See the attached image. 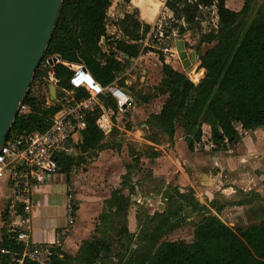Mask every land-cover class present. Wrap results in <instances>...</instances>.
<instances>
[{
    "label": "trees",
    "instance_id": "trees-1",
    "mask_svg": "<svg viewBox=\"0 0 264 264\" xmlns=\"http://www.w3.org/2000/svg\"><path fill=\"white\" fill-rule=\"evenodd\" d=\"M112 1L63 0L47 46L48 52L59 55L62 62L83 63L103 86L111 83L127 66L114 60L112 48L115 47L130 58L137 57L143 52L138 43L150 28L126 14L121 20V31L127 41L117 40L103 51L100 47L102 38L106 46L110 44L106 38V19ZM181 4L187 7H183L182 11L189 13L186 21L194 19L201 4H214L219 30L216 34L206 36L203 41L207 44L213 41L217 43L198 56L197 68H202L203 74L196 85L185 73L174 70L159 56L163 78L156 91L167 94V99L160 113L152 119L172 136L178 111L185 110L186 117L194 119L188 125L189 130L194 131V137L189 138L185 134L187 147L192 150L193 143L201 138L198 116L204 115L210 121V140L217 147L214 150H227L237 141V126L246 131L264 128V23L251 26L239 40L227 42V34L238 20L240 12L228 9L224 0H193L191 4L184 0L165 2L174 15ZM64 14L77 22L79 28L76 34L66 33ZM179 29L182 30V26ZM52 71L61 88L72 90L68 84L71 72L63 64H55ZM74 92L77 99L87 95L82 89H74ZM100 101L106 108L115 110V104L109 96L100 97ZM22 102L28 107V112L23 116L16 115L9 134L44 131L59 106L54 102L47 106L44 101L37 102L30 94V86ZM98 112V109H94L85 116V126L81 131L82 149L95 147L102 139V133L95 124ZM55 160L58 171L69 177L76 166L75 157L59 152ZM125 179L127 176L123 177ZM128 190L131 192L133 188L129 186ZM124 202L127 199L116 191L112 192L108 200L110 208L116 211L124 209ZM71 207L75 213L77 208L72 201ZM10 213L13 212L6 209L2 219L6 220ZM161 215L163 224L156 225L149 234L147 244L126 264H264V202L244 212L246 224L239 220L238 224L229 226L215 215H203L193 227L190 242L163 239L166 231L178 227V224L170 222L169 212H162ZM14 235L12 231L4 230L2 233L0 264H59L61 260L57 255L67 257L63 250L57 248L44 263L22 258V246L15 241ZM100 244L99 241H83L77 251L78 257L91 254L94 260L99 255ZM104 245L109 246L108 243Z\"/></svg>",
    "mask_w": 264,
    "mask_h": 264
},
{
    "label": "crops",
    "instance_id": "crops-1",
    "mask_svg": "<svg viewBox=\"0 0 264 264\" xmlns=\"http://www.w3.org/2000/svg\"><path fill=\"white\" fill-rule=\"evenodd\" d=\"M151 1L158 2L157 0ZM159 4L162 6H158L156 12L147 18L142 11L143 9L134 3L138 14L137 21L142 25H148L150 31L160 21V15L164 19L170 18L169 13L165 11L164 4L162 2ZM171 36L174 44L177 40L173 37L174 31H172ZM122 37V40L127 41L125 36ZM116 39H118V35ZM111 40L113 39L107 38V42H110L108 46L114 45ZM104 42L105 39L102 38L100 47L106 51ZM145 58L146 55L141 52L133 58L132 62L127 64L125 71L140 69L142 76L139 81L142 82L139 85L144 88H151V94L145 97L137 94L132 95L133 104L123 116L116 115L115 110L106 108L99 100L100 106L95 108L99 111L96 120L103 116L101 124L106 129L103 132L95 120L96 126L102 133V139L99 143L95 147L82 149L81 131L83 129L73 131L70 138L65 142L60 152L69 154L76 160L75 169L71 173L72 177L71 174L67 177L66 174L58 172L44 184H32L29 191L31 208L28 213H24L20 207H9L10 181L7 176L1 180L0 242L4 230L24 231L29 236L28 240L32 246L49 248L53 252L57 248L64 251L69 243L76 240L83 225L98 216L106 203L105 201L108 203L114 191L124 196L129 202L130 229H133L137 223L136 211L141 205L147 214H151L153 209L159 208V204L153 197L158 196L161 199L159 202L161 204L160 211L165 209V201L167 200L165 193L168 189L176 188L178 192H182L181 195L192 191L195 193L196 201L199 197L203 203L205 200L208 203L212 202L213 208L207 204L212 215L221 220L228 215L227 222L230 225H234V222L238 220L245 223L244 212L251 206L259 204V202L254 201L250 204L243 201L236 202L239 200V195L244 196L252 193L260 200V203L264 202V164L255 168V174L251 171L252 165H244L252 152L259 154L264 152V138L245 141L246 143H244L249 150L247 149L244 154L224 156L215 153V156L209 158L207 155H203L200 149L196 150V153L191 152L187 147L184 133L176 130L175 125L174 133L170 136V143L155 145L143 136L144 129L148 128V121L160 113L167 99V94L156 91L161 86L163 78L161 62L153 63L150 66L146 61L142 62V59ZM172 68L188 75L177 67ZM120 75L121 73L117 74L114 79L117 81V85ZM193 77L195 80L198 75L194 74ZM200 78L201 76L199 80ZM114 128L118 132L113 136ZM251 131L248 130L250 133ZM142 141L156 147L151 150V154L146 155L141 150H133ZM90 150L94 153L88 157L87 151ZM79 159L84 160V162L81 163L82 161ZM130 160H139V166L145 165L147 167L145 172L136 170L129 162ZM78 165L83 167L80 172L77 170ZM208 168L218 169L216 172L218 177L212 187L202 185L199 179L201 173H208L206 170ZM257 173H259L260 178ZM124 176H127L125 181L123 180ZM224 180L225 183H223ZM69 186L73 190L71 201L77 208L71 226H68L67 223V190ZM129 186L133 188L131 192L128 190ZM142 190L143 194L141 195ZM142 198L143 201H141ZM238 203L239 205H236ZM6 209L13 213H10L6 220H3L2 213ZM111 209L115 210V208ZM24 218H29V222L25 223ZM132 229L129 230L130 233L133 231ZM57 256L60 258L61 254Z\"/></svg>",
    "mask_w": 264,
    "mask_h": 264
},
{
    "label": "rangeland",
    "instance_id": "rangeland-1",
    "mask_svg": "<svg viewBox=\"0 0 264 264\" xmlns=\"http://www.w3.org/2000/svg\"><path fill=\"white\" fill-rule=\"evenodd\" d=\"M157 7L162 6L159 2L164 4L165 11L169 13L170 18H162L160 15V22L162 25V35H159L155 31H150V29L143 34L140 42V48L143 50V53L146 55L145 59H142V62H147L148 65L158 64L160 62L159 56H161L167 64L171 67H177L182 71L180 60L177 56L175 50L172 36V31H174L175 39L182 40L184 45V50L187 54L194 53L195 62L192 64L191 72L186 75L189 80L196 85L199 81V77L203 74L202 68H197V59L198 56L203 55L207 50L216 45V41H213L210 44H207L203 39L210 35L216 34L219 30L218 19L216 16V10L214 4L211 6H203L202 4L195 13V17L192 21H186V17L189 15L188 12L182 11L183 7L186 9L185 4L179 5L177 7L178 13L173 14L166 6V0H157ZM188 4L193 2V0H184ZM225 6L233 11H239V18L236 23L231 27L230 31L227 34V42L233 40H239L242 35L253 25L264 23V0H224ZM156 7V10H157ZM147 18H150L151 15L148 14L145 10H142ZM156 12V11H155ZM191 12V11H190ZM60 13V10H59ZM58 13V14H59ZM132 15L133 19L137 20L138 14L134 3L124 2L123 0H113L107 10V19H106V38L113 39L111 41L116 42L117 40H122L123 32L121 31L123 24L121 23L122 18L126 15ZM191 14V13H190ZM150 17H149V16ZM179 16V17H178ZM63 19L65 21V31L68 34H76L78 31V24L73 20L70 15L64 14ZM57 20V19H56ZM182 26V30L179 27ZM120 30V32H118ZM170 31V33H168ZM170 34V35H167ZM118 35V39H116ZM222 37V36H221ZM48 46V45H47ZM167 47L168 52H163V48ZM109 46H105V49L108 50ZM47 50V48H46ZM44 52L43 59L40 62L38 68L34 72L33 78L30 83V94L37 102L44 101L45 106L51 104H46L47 101V88L50 84H53L56 90H60L61 86L57 79H54L52 67L48 68L47 75L42 71V66L45 61L55 56L56 54H51L50 52ZM152 50V51H149ZM128 66V65H127ZM126 66V67H127ZM141 68V67H139ZM125 67L121 70V75L118 80V85L121 86L129 95L137 94L139 96L145 97L151 94V88H144L139 85V78L142 76L140 69H135L130 72L125 71ZM119 73V74H120ZM196 74L198 77L194 80L193 75ZM66 90V89H65ZM71 91V96L76 97L74 90ZM153 94V93H152ZM57 96H61L58 92ZM61 98V97H60ZM133 98V97H132ZM201 121V138L200 141L193 143V148L191 152L196 153L195 151L200 149L203 155H207L209 158L219 154V155H232L236 156L237 154H244L245 151L249 148L246 146V142L249 139H261L264 138V128H258L257 130H252L251 133L241 129L237 126V141L234 146L228 147L227 150H214L217 147L212 144L210 140V121L206 119L204 115L198 116ZM194 120L193 118H187L185 110H179L178 116L174 121L176 130L183 132L184 135L187 134L189 138H193L194 131L189 130V124ZM115 123V120H113ZM118 131L114 128L112 135L114 136ZM143 136L152 141L155 145H164L165 143H170V136L164 132V130L154 121L150 119L148 121V128L144 129ZM245 142V143H244ZM156 148L150 143L143 142L136 145L134 151H142L144 154L148 155L152 153V149ZM94 153V152H93ZM90 151H87V156L90 157L93 154ZM248 157V161H245L244 165H252L251 171L255 174V168L261 167L264 164V152H252ZM258 156V157H257ZM81 159H79L80 161ZM83 163L84 160H81ZM131 165L137 170L143 171L146 170V166H139L140 161H129ZM82 165H78V172L81 171ZM208 173L215 174L218 172L217 168H208L206 169ZM130 175V174H128ZM259 176V173H257ZM72 177V174H71ZM260 178V176H259ZM225 183V180L224 182ZM182 192H178L176 188L168 189L165 193V209L160 211V201L161 199L158 196L153 197L154 200L159 204V208L153 209L151 214H147L143 208V205L138 208L136 211V224L130 233V211H129V202H124L122 210H112L109 206V203L103 205L101 212L89 223L83 225L81 233L77 236L75 241H72L65 247L64 257L61 255L59 264H126V262L135 254L139 253L143 246L147 244V239L152 230L156 225L163 224V216L167 212L170 213V222L178 224V227L166 231L162 236L163 239L170 241H185L190 242L192 239L193 227L196 222H198L203 215L212 214L207 208L212 205V202L203 203L201 198L198 197V201L194 198V192L190 191L180 195ZM143 194V190L141 195ZM203 198V197H202ZM143 201V198L141 199ZM245 202L250 204L253 201L259 202L260 200L251 194L241 196L239 195V200L236 202ZM236 205H239L236 204ZM242 205V204H241ZM212 207V206H211ZM215 207V206H214ZM162 208V207H161ZM213 208V207H212ZM218 208V207H217ZM159 210V211H157ZM165 211V212H164ZM223 218L224 223L230 225L227 222V218ZM169 222V223H170ZM239 220L234 222L238 224ZM246 224V223H244ZM83 241L95 242L99 241L100 251L98 257L92 260L91 254H86L82 258L78 257L77 251ZM104 243H108L109 246L106 247ZM92 262L90 263V261Z\"/></svg>",
    "mask_w": 264,
    "mask_h": 264
},
{
    "label": "built area",
    "instance_id": "built-area-1",
    "mask_svg": "<svg viewBox=\"0 0 264 264\" xmlns=\"http://www.w3.org/2000/svg\"><path fill=\"white\" fill-rule=\"evenodd\" d=\"M162 30L160 21L151 29L159 35H162ZM162 50L163 52L169 51L167 47ZM112 55L114 60L120 64H128L133 61V58L115 47L112 48ZM60 63L71 72L68 84L72 90L82 89L87 95L84 98L77 99L71 96V91L63 88L56 90L55 88V95L57 96L60 92L61 96H57L56 101L51 100L49 94L47 96L46 104L54 102L59 105L50 118L48 127L41 132L36 131L19 135L9 134L0 146V182L7 176L11 188L8 200L9 207H20L24 213H28L31 208L29 191L32 184H44L59 172L55 155L61 151L73 131L84 128L86 114L93 112L97 106H100V97L109 96L113 100L116 115H125L133 104V98L117 85L116 80L103 86L93 78L83 63L62 61ZM43 66H47V60ZM27 112L28 107L21 102L16 115L23 116ZM102 119L103 116L99 117L96 124L104 132L106 129L101 124ZM67 191V223L68 226H71L74 222V213L71 207L72 187L69 186ZM24 222L28 223L29 218H24ZM14 232L15 241L22 246V258L44 263L54 255V252L49 248L32 246L28 240L29 236L24 231Z\"/></svg>",
    "mask_w": 264,
    "mask_h": 264
},
{
    "label": "water",
    "instance_id": "water-1",
    "mask_svg": "<svg viewBox=\"0 0 264 264\" xmlns=\"http://www.w3.org/2000/svg\"><path fill=\"white\" fill-rule=\"evenodd\" d=\"M63 0H0V146L9 134L33 78L43 59ZM181 66L188 74L195 62L194 53L187 54L182 40L174 43ZM59 55L47 59L43 66L60 63ZM51 100L56 101L55 87L48 86ZM218 174L201 173L202 185L212 187Z\"/></svg>",
    "mask_w": 264,
    "mask_h": 264
},
{
    "label": "bare ground",
    "instance_id": "bare-ground-1",
    "mask_svg": "<svg viewBox=\"0 0 264 264\" xmlns=\"http://www.w3.org/2000/svg\"><path fill=\"white\" fill-rule=\"evenodd\" d=\"M132 2L135 3V4H137V5H139L143 10H145L146 12H148V14H150L151 16L156 11V7H157L156 5L157 4L156 3L154 4L153 1H151V0H132Z\"/></svg>",
    "mask_w": 264,
    "mask_h": 264
}]
</instances>
